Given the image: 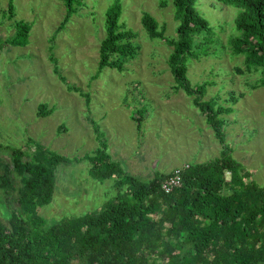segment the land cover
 Masks as SVG:
<instances>
[{"label": "rangeland", "instance_id": "1", "mask_svg": "<svg viewBox=\"0 0 264 264\" xmlns=\"http://www.w3.org/2000/svg\"><path fill=\"white\" fill-rule=\"evenodd\" d=\"M83 2L63 22L61 0H0V145L22 148L27 158L42 146L71 159L55 167L52 199L38 207L47 225L91 212L114 193V179H93L83 158L102 146L93 123L110 161L141 180L156 171L168 173L184 163L214 159L221 150L191 97L172 87L166 61L170 47L163 39L151 38L141 24L145 11L164 26V36L175 35L171 0ZM115 3L121 6L119 21L134 32L137 52L122 71L109 67L98 71L105 12ZM196 7L222 45H212L208 53L189 59L187 76L193 85L205 88L203 99L216 102L214 108L231 107L218 116L224 119L225 143L232 157L251 172L254 183L264 186V86H251L258 73L247 71L243 55L231 53L227 42L235 33L238 8L216 0H198ZM19 20L31 25L23 46L6 41ZM50 54L66 82L55 74ZM231 91L237 96L234 104L229 101ZM40 103L52 112L38 116ZM133 113L142 116L139 129ZM8 151L0 149V156L8 158Z\"/></svg>", "mask_w": 264, "mask_h": 264}, {"label": "trees", "instance_id": "2", "mask_svg": "<svg viewBox=\"0 0 264 264\" xmlns=\"http://www.w3.org/2000/svg\"><path fill=\"white\" fill-rule=\"evenodd\" d=\"M83 1L61 0L63 22ZM216 1L238 8L233 19L235 33L227 42L231 53L243 55L246 70L258 73L251 86H264V0ZM171 2L176 21L172 37L164 36V26L148 12L144 11L140 21L151 38L163 39L170 47L166 61L172 87L190 96L205 117L221 146L219 156L182 164L168 173L156 171L148 180H141L110 161L99 127L93 123L97 141L104 148L96 146L83 158L93 179H114V193L91 212L64 216L47 225L38 207L52 199L55 167L71 159L42 146L27 158L22 148L0 145L9 150L8 158L0 156V193L5 205L0 210V264H264V186L254 183L251 172L232 157V149L225 143L224 119L218 116L231 107L214 108L216 102L203 99L205 88L193 85L187 76L189 59L222 43L197 9L198 0ZM8 8L12 13L10 2ZM120 11V4L115 3L105 12L98 71L103 67L122 71L136 56L134 32L119 21ZM30 26L16 21L14 35L6 41L25 45ZM49 59L55 74L66 82L52 54ZM229 101H237L233 91ZM52 110L40 103L37 115ZM131 117L139 129L142 116L133 113ZM177 167H181L180 184L163 191L162 180Z\"/></svg>", "mask_w": 264, "mask_h": 264}, {"label": "built area", "instance_id": "3", "mask_svg": "<svg viewBox=\"0 0 264 264\" xmlns=\"http://www.w3.org/2000/svg\"><path fill=\"white\" fill-rule=\"evenodd\" d=\"M187 166V164H185ZM181 182V167L175 168L171 174L167 175L161 182L163 191L168 192L173 187L178 186Z\"/></svg>", "mask_w": 264, "mask_h": 264}, {"label": "crops", "instance_id": "4", "mask_svg": "<svg viewBox=\"0 0 264 264\" xmlns=\"http://www.w3.org/2000/svg\"><path fill=\"white\" fill-rule=\"evenodd\" d=\"M185 164V163H184ZM176 167V166H175Z\"/></svg>", "mask_w": 264, "mask_h": 264}, {"label": "clouds", "instance_id": "5", "mask_svg": "<svg viewBox=\"0 0 264 264\" xmlns=\"http://www.w3.org/2000/svg\"><path fill=\"white\" fill-rule=\"evenodd\" d=\"M187 164V163H186Z\"/></svg>", "mask_w": 264, "mask_h": 264}]
</instances>
